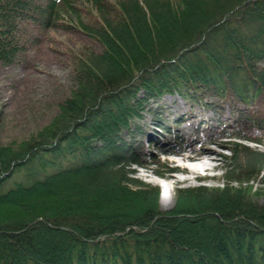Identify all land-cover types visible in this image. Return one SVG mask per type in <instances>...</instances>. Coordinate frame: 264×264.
Wrapping results in <instances>:
<instances>
[{
	"label": "trees",
	"instance_id": "1",
	"mask_svg": "<svg viewBox=\"0 0 264 264\" xmlns=\"http://www.w3.org/2000/svg\"><path fill=\"white\" fill-rule=\"evenodd\" d=\"M53 30L95 45L72 59L75 87L51 122L0 141V188L21 177L0 191V264H264V203L242 189L178 190L163 210L157 186L111 205L96 181L126 183L147 142L191 151L189 118L226 140L241 183L264 176V152L244 145L264 144V0H0V63ZM166 96L188 109L174 116Z\"/></svg>",
	"mask_w": 264,
	"mask_h": 264
},
{
	"label": "rangeland",
	"instance_id": "2",
	"mask_svg": "<svg viewBox=\"0 0 264 264\" xmlns=\"http://www.w3.org/2000/svg\"><path fill=\"white\" fill-rule=\"evenodd\" d=\"M94 45L95 42L91 38L80 33L45 31L41 34V40L30 48L20 64L6 66L0 63V141L2 143L8 145L22 142L51 122L57 113L59 102L61 103L75 87L72 59L84 47ZM174 99H177L178 103H173ZM163 102L168 103L174 116L188 109L179 98L166 96ZM197 115L199 116L200 113ZM228 117L227 112L224 118ZM197 121L198 118L186 119L180 128L182 133L190 134V139L195 142L190 146L193 151L184 152L183 147L168 141L172 139L171 136L168 139L163 138L157 146H149L147 142L146 148L141 151L145 160L143 165L125 166L126 173L122 178L126 183L120 181L122 184L114 188V183L117 185V178L112 175L113 172L97 177V182L101 178L107 179L103 181L107 185L103 188L102 198L111 205L115 204L120 194L130 189L137 190V184L144 183L159 187L161 197L159 203L163 210L174 207L178 190L197 187L215 189L229 187L230 195L236 192L234 189H242V194H247L250 201L263 204L264 176L254 175L250 181L241 183L240 179L246 180L247 175L229 173L230 169L226 167L223 156L230 155L224 147L226 140L209 130L200 134V130L196 129ZM154 131L152 127L150 132L156 137ZM244 145L264 152V144L245 142ZM168 168L175 171H169ZM20 178L18 174L7 180L0 191L10 189ZM103 183L97 186L88 183V186L90 189L98 190ZM122 185L127 190H123ZM164 187L169 191L165 192ZM110 188H113L114 193L108 196L104 191ZM93 195V192L90 193V197Z\"/></svg>",
	"mask_w": 264,
	"mask_h": 264
},
{
	"label": "bare ground",
	"instance_id": "3",
	"mask_svg": "<svg viewBox=\"0 0 264 264\" xmlns=\"http://www.w3.org/2000/svg\"><path fill=\"white\" fill-rule=\"evenodd\" d=\"M205 168H206V167H205ZM206 169L208 170V169H209V167H207ZM194 171H197V170H194ZM193 173H194V172H193ZM164 188H165V189H164V190H165V192H168V191H169V189H168L167 187H164ZM160 198H161V197H160ZM53 225H54V224H53Z\"/></svg>",
	"mask_w": 264,
	"mask_h": 264
},
{
	"label": "water",
	"instance_id": "4",
	"mask_svg": "<svg viewBox=\"0 0 264 264\" xmlns=\"http://www.w3.org/2000/svg\"><path fill=\"white\" fill-rule=\"evenodd\" d=\"M36 222V221H35ZM65 230H69L68 228H65ZM142 230H146V228H142Z\"/></svg>",
	"mask_w": 264,
	"mask_h": 264
}]
</instances>
